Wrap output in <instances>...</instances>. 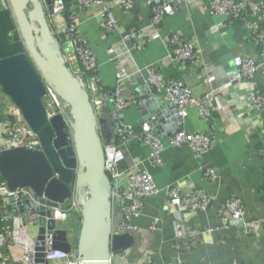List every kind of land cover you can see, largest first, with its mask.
<instances>
[{"label": "crops", "instance_id": "0c3cea01", "mask_svg": "<svg viewBox=\"0 0 264 264\" xmlns=\"http://www.w3.org/2000/svg\"><path fill=\"white\" fill-rule=\"evenodd\" d=\"M128 1L127 7L114 4L111 8L118 32L101 30L100 17L95 11L77 9L76 0H69L66 11L76 13L78 29L96 56L97 85L101 94H112V89L116 88L124 97H136L137 103L132 102L123 110V123L139 128L142 107L138 106V98L140 93L146 94L150 66L161 73L165 83L179 79L195 96L212 91L215 98L210 115L202 117L197 108L190 107L175 126L209 138L210 146L201 156H196L186 146L170 147L162 153L161 164L151 167L148 146L132 141L125 150L124 164L139 161L153 175L158 192L145 199L142 215L133 220L138 225L134 245L113 256L112 264H145L148 256L154 264H167L173 258L176 253L172 226L175 215L167 206L169 185L182 195L201 190L213 197L212 204L204 212H180V223L187 230L179 253L184 263L264 264V161L261 155L264 112L256 109L249 96L251 92L264 94V68L252 79L229 83L236 59L259 57L261 45L256 44L252 36L255 29L264 33V16L259 12L245 20L226 21L216 34L212 27L220 20H215L211 14L212 0H173L174 14L166 17L157 31L145 35L142 49L136 50L131 42L121 41L120 34L133 30L145 34L150 25V11L145 0ZM65 19V14L54 18L57 25ZM175 32L193 44L196 54L192 61L172 60V49L165 38ZM9 104L0 88V150L6 146L4 129ZM143 121L153 123L148 119ZM98 131L103 143L117 142L109 111L99 122ZM232 199L243 204L246 219H260L254 231L246 233L241 226L223 222L219 210ZM113 213L118 221L117 209ZM1 216L0 212V233L4 226L17 223L13 217L3 221ZM154 219H159V228L152 231L149 226ZM80 222V212L75 211L69 217L71 226L65 227L73 242ZM30 230L33 233L35 228ZM5 251L8 253L7 249Z\"/></svg>", "mask_w": 264, "mask_h": 264}, {"label": "built area", "instance_id": "2783aa9c", "mask_svg": "<svg viewBox=\"0 0 264 264\" xmlns=\"http://www.w3.org/2000/svg\"><path fill=\"white\" fill-rule=\"evenodd\" d=\"M149 5L150 25L144 34L133 30L120 34V40L131 42L132 48L142 49L145 35L158 30L162 21L174 14L175 5L173 0H145ZM47 15L51 31L59 40L60 44L68 43V47L62 49L65 62L74 76H76L87 90L90 102L94 111L97 123L105 117L108 112L103 94L97 85L96 76L97 59L88 45L76 22V13L71 12L65 22L56 24L54 18L62 16L68 11V5L65 0H41ZM6 3L8 6H6ZM116 4L120 8L127 7L128 0H76V8L79 10H92L100 17L98 25L101 30L109 32H118L117 21L111 8ZM0 5L10 8L8 0H0ZM50 7V12L48 8ZM211 14L215 20L220 22L213 25V31L219 34L226 21H235L237 19L245 20L249 15L262 13L264 16V0H212ZM217 18V19H216ZM253 41L261 45L258 52L259 57L246 56L238 58L235 61V70L229 75V83H238L242 79H252L255 74L264 68V33L257 29L253 30ZM165 41L172 49L173 61H192L195 58V48L182 34L175 32L165 38ZM148 85L146 94L153 99L155 95L159 96L166 104H172L176 107L175 116L181 121L188 113L190 107H195L199 115L206 117L210 115V109H213V100L215 94L208 91L201 96H195L192 89L182 80L173 79L168 83L162 78L161 73L155 67H148ZM112 100L114 105L124 110L132 102L137 103L136 97H124L119 89L114 88ZM46 93L43 102L46 109L47 118L60 115L65 122L67 139L72 142V134L68 124V108L54 91V89L45 83ZM162 92L161 95L156 91ZM250 102L256 109L264 112V94L259 95L250 93ZM9 99V98H8ZM10 104L7 107V126L4 129V140L6 146L4 149L23 146L30 151L40 149V142L37 134L34 133L20 116L17 107L9 99ZM139 101V99H138ZM166 123L163 118L157 124L148 121H141L139 128L133 125L120 123L115 127L117 142L103 143L104 151V170L111 181L119 180L120 192H112V201L119 200L120 204L114 206L117 209L119 219L116 221L113 217V232L133 234L138 231V225L133 220L140 217L143 211V205L146 198L157 194L158 189L153 175L147 168L141 165L139 161H133L129 165L124 164L125 150L132 141L140 142L149 147V163L151 167H156L162 162V153L170 147L178 148L188 147L196 156H201L210 146L209 138L200 133H187L185 130L175 127L167 133L162 126ZM8 143V144H7ZM264 161V148L261 152ZM166 194L168 196L167 206L175 215L172 220L174 228L173 247L175 255L167 264H186L180 257V250L183 239L186 237L187 230L180 223V212L188 211H206L213 202V197L201 190H195L188 194H179L173 185L167 186ZM31 203V206L29 204ZM43 207L49 211L50 215L45 217L55 221L56 226L63 227L71 214L75 211L80 212V207L74 194L71 198L56 206L47 203H41L40 198L32 197L28 187H17L10 190L3 179L0 177V212L1 220L7 221L14 218L15 225H6L3 232L0 233V264H34L35 241L38 235V214L35 211ZM172 209V210H171ZM221 219L226 224L241 226L246 233L254 231L260 224V219L254 218L250 221L245 217L243 204L232 199L226 203V207L219 210ZM12 218V219H13ZM159 219H154L149 228L152 231L157 230ZM35 228L34 232L31 233ZM66 229V228H65ZM70 248L67 252L52 248V233L44 226V261L45 264H81L78 260L76 239L71 241L68 237ZM7 249L8 253L5 251ZM5 251V252H4ZM115 256V255H113ZM112 256V257H113ZM111 257V259H112ZM110 264L112 262L110 261ZM145 264H154L151 257L145 259Z\"/></svg>", "mask_w": 264, "mask_h": 264}, {"label": "water", "instance_id": "95a60500", "mask_svg": "<svg viewBox=\"0 0 264 264\" xmlns=\"http://www.w3.org/2000/svg\"><path fill=\"white\" fill-rule=\"evenodd\" d=\"M10 8L0 6V88L15 104L27 126L37 134L40 149L23 146L0 150V177L13 190L28 187L32 197L56 206L74 194L80 207L81 222L76 237L81 264H110L113 255L130 249L135 237L113 232L112 192H120L119 180L111 181L104 170L103 142L89 94L68 68L60 44L53 35L41 0H8ZM49 1V0H48ZM50 12V7L48 8ZM45 83L65 101L72 142L67 139L65 122L60 115L47 118L43 97ZM115 89H112V92ZM114 126L123 122L124 111L114 105L111 93L103 92ZM140 93L141 119L157 124L169 133L180 120L176 107L155 95ZM171 128V129H170ZM31 206V203L29 204ZM38 214L34 264H45L43 233H52V248L67 252L70 248L67 230Z\"/></svg>", "mask_w": 264, "mask_h": 264}, {"label": "trees", "instance_id": "16d2710c", "mask_svg": "<svg viewBox=\"0 0 264 264\" xmlns=\"http://www.w3.org/2000/svg\"><path fill=\"white\" fill-rule=\"evenodd\" d=\"M65 2H66L67 5H69V3H70L69 0H65ZM68 15H69V14L65 12L66 19H68ZM66 104H67V103H66ZM67 105H68V104H67ZM67 105H66V106H67ZM116 141H117V140H116ZM0 229H1V226H0ZM75 239H76V237H75ZM75 239H74V240H75Z\"/></svg>", "mask_w": 264, "mask_h": 264}, {"label": "rangeland", "instance_id": "374dc122", "mask_svg": "<svg viewBox=\"0 0 264 264\" xmlns=\"http://www.w3.org/2000/svg\"><path fill=\"white\" fill-rule=\"evenodd\" d=\"M1 6V5H0ZM6 6H8V4L6 3ZM67 105V104H66ZM67 108H69V106L67 105ZM68 222H69V220L67 221V223H65L63 226H65L66 227V225L68 224ZM72 224V223H71ZM71 224L69 225L68 224V227H70L71 226Z\"/></svg>", "mask_w": 264, "mask_h": 264}]
</instances>
